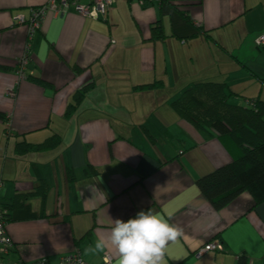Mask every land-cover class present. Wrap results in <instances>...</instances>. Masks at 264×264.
Returning <instances> with one entry per match:
<instances>
[{"label":"crops","instance_id":"1","mask_svg":"<svg viewBox=\"0 0 264 264\" xmlns=\"http://www.w3.org/2000/svg\"><path fill=\"white\" fill-rule=\"evenodd\" d=\"M47 3L0 0V116L9 123L0 120V203L16 201L0 261L58 264L77 251L86 264H118L115 249L92 251L96 241L115 220L150 210L181 230L163 264H236L240 256L264 264V201L254 206L243 193L220 210L210 205L196 181L234 155L172 107L192 85L209 82L226 85L231 105L264 101V46L256 44L264 0H114L94 19L71 5L57 15V5L27 42L15 17L27 20ZM157 24L163 40L152 38ZM54 135L55 148L35 149ZM19 145L28 149L19 153ZM210 243L222 251L195 255Z\"/></svg>","mask_w":264,"mask_h":264},{"label":"trees","instance_id":"2","mask_svg":"<svg viewBox=\"0 0 264 264\" xmlns=\"http://www.w3.org/2000/svg\"><path fill=\"white\" fill-rule=\"evenodd\" d=\"M151 32L152 38L164 39L160 25L153 27ZM14 71L17 72L16 66ZM27 79L40 87L48 86L40 79ZM86 88L74 95L72 104L65 111L67 118L79 107ZM227 90L223 83H198L185 90L172 103L178 116L204 132L215 134L234 155L229 164L196 181L200 193L215 210L224 208L243 193L251 197L254 206L264 201V101L254 98L245 100L243 106L231 105V94ZM0 120L3 123L8 121L5 115L0 116ZM58 144L59 138L54 135L35 149L44 151L55 148ZM27 149L25 145L17 147L19 153ZM15 202L13 205L0 203V222H3L5 230ZM236 264H246L245 256H240Z\"/></svg>","mask_w":264,"mask_h":264},{"label":"clouds","instance_id":"3","mask_svg":"<svg viewBox=\"0 0 264 264\" xmlns=\"http://www.w3.org/2000/svg\"><path fill=\"white\" fill-rule=\"evenodd\" d=\"M180 234L179 228L161 216L140 211L127 221L115 220L109 234L98 239L92 251L113 248L118 264H163L166 245Z\"/></svg>","mask_w":264,"mask_h":264},{"label":"built area","instance_id":"4","mask_svg":"<svg viewBox=\"0 0 264 264\" xmlns=\"http://www.w3.org/2000/svg\"><path fill=\"white\" fill-rule=\"evenodd\" d=\"M82 1H85V3H82ZM113 1L114 0H48V3L45 6L34 9L27 20L22 16H17L15 17V22H17L19 25L20 24L25 25L27 32V42H29L33 38L35 32L39 29L40 22L47 9L56 11L58 5L59 9L56 11V13L57 15H63L67 12L68 7L71 5L74 7L75 11L79 16L83 18L94 19L96 18V15L99 14L100 16H104L106 13V9L113 3ZM134 1H136L140 5H143L148 2H162L164 0H134ZM256 44L258 46L264 45V35H261L259 38L256 39ZM29 52H30V47L29 44L27 43L25 44L23 55L18 59L16 63V68H17L16 74L19 78H23L25 75V68L28 62ZM7 125H9V123ZM10 247H11V241L6 235V230L3 222H0V252L6 253L9 251ZM216 250L221 251V246L218 243L217 244L210 243L199 249L195 255L199 257L206 252L216 251ZM109 262L110 259L108 257H105L104 264H109ZM0 264H8V263H4L0 261ZM17 264H48V263L45 259H41L33 263L20 262ZM58 264H86V263L83 257L80 255V253L75 251L72 254L61 256L59 258Z\"/></svg>","mask_w":264,"mask_h":264}]
</instances>
